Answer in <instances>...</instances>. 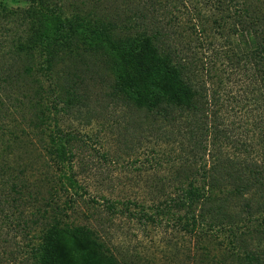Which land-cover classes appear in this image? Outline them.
<instances>
[{
  "label": "rangeland",
  "instance_id": "374dc122",
  "mask_svg": "<svg viewBox=\"0 0 264 264\" xmlns=\"http://www.w3.org/2000/svg\"><path fill=\"white\" fill-rule=\"evenodd\" d=\"M3 1L0 0V264H39L33 247L38 243L41 228L35 221L45 211L51 212L46 214L45 223L54 224L56 218L64 224L91 228L112 254L129 259L132 264H244L241 260L246 253L244 247L238 243L229 245L226 238L225 242L222 238L197 241L194 261L187 263L181 249L184 243L192 242L180 233L174 222L165 218L144 225L139 220L142 213L154 215L156 207L173 193V182L183 165L184 152L192 149V135L196 139L202 135L196 122L204 124L202 138L209 143L205 157L209 169L223 162L229 172L243 171L235 176H244L245 162L260 177L253 167L264 166V143L256 141L249 150L244 149V64L228 66L215 75L214 81L225 82V87L218 88L220 96H229L221 101L223 107L217 113L203 111L208 87L206 76L201 73L195 82L201 96L197 110L176 111L175 122H168L166 117L157 119L147 111L123 106L117 101L111 104L106 99L107 86L112 83L113 71L118 69V58L108 64L106 56H89V53L86 56L82 44L74 46L84 56L79 51L69 52L50 79L41 76L49 108L55 104L51 87L56 80L63 81L66 73L77 77L89 99L91 96V108L83 110L81 115L77 113V119H70L61 108L48 112L55 132L57 124L68 136L77 138L72 163L58 166L44 149V140L49 141L51 134L48 131L42 134L28 126L30 116L19 108L22 97L37 100L38 96L33 91L34 84L24 80L21 85L16 82L18 71L23 70L20 59H25L12 53L13 45L19 35H24L26 26L21 22L19 26L15 22L10 24L9 14L2 12ZM53 1L63 5L68 15L76 10V5L84 12L95 11L98 15H113L128 9L129 15L137 17L140 29L147 26L150 31L154 28L177 31L179 49L188 53L190 47L198 46L201 38L213 37V40L233 34L232 28L223 25L225 19L228 24L232 23L230 15L215 17L209 11L214 2L227 8L230 0ZM240 4L241 8L246 5L264 17V0H243L239 1V7ZM203 6V12L198 13L197 7ZM191 20L199 29H192ZM127 35L117 40H125ZM168 40V37L163 40V49H168ZM75 54L80 58H74ZM29 108L34 113V108ZM188 116L191 123H187ZM63 175L73 178L78 186L71 188L68 184L66 191H59L58 201L56 196L53 198V189L56 184L61 185L59 178ZM65 183L64 179V186ZM49 201L51 207H56L55 204L63 207L64 214L53 212L47 205ZM250 251L264 254V243L251 245Z\"/></svg>",
  "mask_w": 264,
  "mask_h": 264
},
{
  "label": "trees",
  "instance_id": "16d2710c",
  "mask_svg": "<svg viewBox=\"0 0 264 264\" xmlns=\"http://www.w3.org/2000/svg\"><path fill=\"white\" fill-rule=\"evenodd\" d=\"M239 1L243 0H230L227 8L214 2L209 10L215 17L225 18L224 13L230 15L232 23L228 24L225 19L223 25L232 28L233 34L213 40V37L201 38L198 46L190 47V53L179 49L177 31L155 28L150 31L147 26L140 29L137 17L129 15L128 9L113 15H98L95 11L84 12L76 5V10L68 15L64 6L53 0L3 1L2 12L9 14L10 24L15 22L19 26L21 22L26 26L24 35H19L13 45L12 53L25 59H20L24 63L23 70L18 71L16 82L21 85L24 80L34 84L33 91L38 96L37 100L22 97L19 108L30 116L28 126L42 134L47 131L51 134L49 141L44 140V149L53 164L65 167L72 163L77 138L68 136L57 124L55 132L49 123V110L61 108L70 119H77L83 110L91 108V96L89 99L77 77L66 73L63 81L56 80L51 87L55 104L49 108L41 76L50 79L67 53L80 52L79 48H73L79 44L83 45L84 55L106 56L108 64L118 58V69L113 71L112 83L107 86L106 99L111 104L117 101L123 106L147 111L157 119L166 117L168 122H175L176 111L193 113L197 110L201 96L195 82L201 73L206 76L208 87L203 111L217 113L223 107L221 101L229 96H220L218 88L225 87V82L214 81L215 75L228 66L244 64V149L249 150L256 141L264 143V17H259L246 5L244 9L242 4L239 7ZM204 8L197 7L198 13ZM191 23L193 30L199 29L197 23L192 20ZM126 33L128 38L117 40ZM166 37L169 47L163 49L161 44ZM73 57L80 58L77 54ZM27 76L32 81H28ZM29 107L34 108V113ZM187 118V123H191V118ZM195 124L202 135L199 139L192 135V149L183 150L185 157L176 173L173 193L156 207L154 215L145 212L139 220L144 225L165 218L174 222L180 233L192 242L184 243L181 249L187 263L194 261L197 241L222 238L224 242L227 239L229 245L238 243L242 249L244 247L246 253L241 259L244 264H264V254L250 251L251 245L264 243V166L253 167L260 177H256L245 162L244 176H235L243 171L235 173L230 168L233 174L223 162L209 169L205 158L209 143L202 138L204 124L202 121ZM60 177L61 185L56 184L53 189V198L57 199L59 191H66L68 184L71 188L78 186L73 178ZM50 204L49 201L47 205L53 212L64 214L59 204H55L56 207ZM49 213L43 212L41 219L35 221L41 228L38 243L33 247L39 264H132L129 259H119L112 254L91 228L64 224L55 217L54 224L45 223Z\"/></svg>",
  "mask_w": 264,
  "mask_h": 264
}]
</instances>
